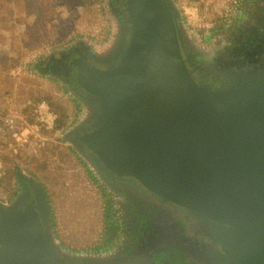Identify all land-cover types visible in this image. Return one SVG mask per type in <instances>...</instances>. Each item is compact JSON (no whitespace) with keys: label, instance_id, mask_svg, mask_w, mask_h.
I'll use <instances>...</instances> for the list:
<instances>
[{"label":"water","instance_id":"water-1","mask_svg":"<svg viewBox=\"0 0 264 264\" xmlns=\"http://www.w3.org/2000/svg\"><path fill=\"white\" fill-rule=\"evenodd\" d=\"M129 26L68 61L86 115L69 132L112 192L137 191L207 240L197 264H264V66L194 51L174 0H124ZM0 203V264H129L61 253L43 193Z\"/></svg>","mask_w":264,"mask_h":264},{"label":"rangeland","instance_id":"rangeland-1","mask_svg":"<svg viewBox=\"0 0 264 264\" xmlns=\"http://www.w3.org/2000/svg\"><path fill=\"white\" fill-rule=\"evenodd\" d=\"M174 2L196 51L215 47L198 30L235 11L230 8L234 0ZM109 23L108 39L95 46L94 38H104ZM120 28L109 21L103 0H0V203L12 205L20 176L38 185L47 198L58 248L72 257L92 256L94 247L107 240L113 192L68 138L86 115L85 102L38 69L48 54L73 42L103 51ZM42 104L49 114L39 108ZM7 157L16 165H7Z\"/></svg>","mask_w":264,"mask_h":264},{"label":"flooded vegetation","instance_id":"flooded-vegetation-1","mask_svg":"<svg viewBox=\"0 0 264 264\" xmlns=\"http://www.w3.org/2000/svg\"><path fill=\"white\" fill-rule=\"evenodd\" d=\"M103 5L111 23L129 26L124 0H103ZM230 8L235 11L226 13L222 22L198 32L215 43L211 52L225 54L234 68L259 70L264 66V0H234ZM107 27L109 32L103 33V39L94 38L95 46L108 39L110 23ZM67 46L70 47L48 54L47 61L38 70L63 82L75 98L86 102L78 95L79 86L67 63L82 53L87 54V46L93 45L78 41ZM190 47L195 51V46ZM72 137L68 135L69 139ZM22 179L26 182L21 183L11 204L20 202L18 207H24L37 197L35 189L43 193L47 203L38 185L34 187L24 176ZM112 199L110 232L107 240L101 242L102 246L94 247L92 256L102 259L119 255L128 258L129 264H197L196 255L207 240L196 234L181 214L137 191L113 192Z\"/></svg>","mask_w":264,"mask_h":264},{"label":"trees","instance_id":"trees-1","mask_svg":"<svg viewBox=\"0 0 264 264\" xmlns=\"http://www.w3.org/2000/svg\"><path fill=\"white\" fill-rule=\"evenodd\" d=\"M5 163L7 164V165H16L15 163H14V161L13 160H11L10 158H5ZM12 170V171H11ZM9 171V170H8ZM13 172H14V168H10V172H8L9 174H11V176H12V174H13ZM18 175V174H17ZM10 176V175H9ZM10 176V182H9V184H12V177ZM19 181H20V183H23V182H26V180H23L22 179V177L20 176L19 177Z\"/></svg>","mask_w":264,"mask_h":264},{"label":"built area","instance_id":"built-area-1","mask_svg":"<svg viewBox=\"0 0 264 264\" xmlns=\"http://www.w3.org/2000/svg\"><path fill=\"white\" fill-rule=\"evenodd\" d=\"M39 108L45 112V115L49 114L48 106L46 104H42Z\"/></svg>","mask_w":264,"mask_h":264}]
</instances>
